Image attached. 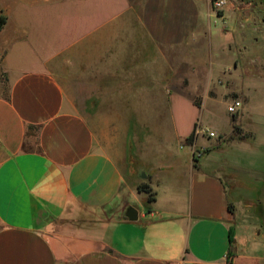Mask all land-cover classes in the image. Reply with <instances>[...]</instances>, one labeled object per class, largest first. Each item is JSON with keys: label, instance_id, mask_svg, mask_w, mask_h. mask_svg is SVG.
Wrapping results in <instances>:
<instances>
[{"label": "crops", "instance_id": "0c3cea01", "mask_svg": "<svg viewBox=\"0 0 264 264\" xmlns=\"http://www.w3.org/2000/svg\"><path fill=\"white\" fill-rule=\"evenodd\" d=\"M56 2L0 0V264H264V219L255 213L252 197L260 195L263 185L261 111L254 118L246 116L244 108L230 114L228 127L215 140L199 135L186 142L192 132H175L174 150L167 136L170 161L157 167L146 182L154 200L137 207L131 200L140 193V183L131 178L121 150L115 143L114 149L104 146L60 78L62 73L82 71L84 80L107 72L116 73L118 80L134 41L145 48L139 53L143 62L147 46L153 44L165 47L157 54L150 50L153 64L168 67L167 60L160 61L163 56L184 66L182 51L168 47L170 41L183 45V30L170 25L166 10L180 12L186 2L82 0V35L60 47L45 44L37 53L28 36L36 32L29 28L26 14ZM242 3L235 1L228 12L229 19L235 16L237 32L244 29L246 35L249 27L264 31L260 12L235 13V4ZM103 12L109 16L102 18ZM214 15L207 4V20L197 19L200 33L195 35L210 33ZM30 50L37 55L32 64ZM238 59L232 57L223 67L229 70L225 85L230 91L240 86V95L234 98L248 102L249 93L259 91L264 82L237 85L231 67L237 68ZM179 70L174 74L183 73ZM263 76L257 70L256 78ZM135 77L130 71L125 78L133 83L138 81ZM199 107L205 109L206 104ZM110 134L106 132L108 140L113 139ZM260 136L261 162H255L258 156L253 153L246 166L236 151L241 153L243 146L254 150ZM239 169L254 176L255 184L244 192ZM130 207L137 210L134 220L126 218ZM229 250L233 255L228 257Z\"/></svg>", "mask_w": 264, "mask_h": 264}, {"label": "rangeland", "instance_id": "374dc122", "mask_svg": "<svg viewBox=\"0 0 264 264\" xmlns=\"http://www.w3.org/2000/svg\"><path fill=\"white\" fill-rule=\"evenodd\" d=\"M235 1H244L242 5L235 4V13L242 12L243 9L249 14L260 12L263 19L261 28L264 29V0H224L220 8L213 6L214 0H182L183 4L186 2L183 6L185 9L181 7L180 12L173 9L171 13V9L168 8L166 18L171 21L170 25H174L173 28L177 26L179 30H183L185 38L183 45L170 41L168 47L177 49L176 52L182 51L184 66L181 67L176 60L172 62L171 59L163 56L160 61L164 63V60H167L168 67L163 68L158 63L153 64L148 55L157 54V49L165 48L162 45L155 47L153 44L152 46L147 44L148 55L143 62L144 58H140L139 53L145 48L140 41H134L133 49L128 51L133 57L123 58L121 65L127 68L120 67L125 71L119 72L118 80H116L117 74L110 72L92 73L89 80H84L82 71L60 75L66 90L73 97L79 110L89 118L93 129L103 140L104 146L112 149L115 143V146L121 150L127 170L132 172L131 178L137 183L150 181V175L157 171L156 168L170 161L165 151L167 136L169 144L172 142V149L175 150L178 141L175 132L177 134L194 132L198 124L216 133L226 130L228 120L231 119L227 105L236 97V93L240 95L241 91L240 86L230 91L225 85L229 70L223 71V67L229 64L232 57H239L237 68L231 67L237 85L242 83L244 88L250 84L264 82V76L263 79L256 78L257 70L264 74V31L254 32L249 27L246 28V35L244 29L241 30V34L237 32L238 30L234 28L235 16L229 19L228 13L229 7L234 6ZM207 4L215 15L211 17L210 33L200 38L195 35L197 32L200 33L197 19L203 16L207 20ZM224 13L227 15V20L223 17ZM108 16L100 15L102 18ZM26 17L29 18V28H34L36 32L35 34L30 32L28 36L30 35L31 44L37 48V53H42L45 44L50 43L54 48L60 47L82 35V0H57L51 8L28 10ZM225 27L228 32L223 31ZM228 46L232 47V51L227 50ZM35 60L37 61V55L33 53L29 61L34 63ZM133 60L137 62L132 64L130 61ZM190 61H193L191 65H189ZM177 67L180 68L179 72L182 69L183 73L175 75ZM130 71L136 74L138 81L130 83L126 80L125 77ZM173 77H176L175 80H172ZM166 79L167 83H165ZM209 79L214 82L215 89H212L213 83H209ZM0 90L3 91V88L1 87ZM255 91L256 89H253L252 93H249L248 102L242 101L239 108L240 112L244 108V114L251 118L255 117L257 110L264 115V84L263 88L256 91L257 93ZM201 102L206 104L205 109L199 107ZM201 110L202 118L199 117ZM106 132H112L110 135L114 141L106 138ZM217 138L211 137L213 140ZM260 141H263L262 136L256 138L254 150L243 146L244 150H241V153L236 151L242 154L241 162H245L246 166L251 161L250 157L255 156L253 153L258 156L255 162H261ZM214 155L219 154L215 152ZM231 162L235 160L231 159ZM177 164L179 166V163ZM238 173L242 174L240 180L243 183V192L255 184L251 172L239 169ZM128 174L124 175L126 179ZM259 189L260 185L258 192ZM260 192V195L257 193L256 196L252 194V197H256L254 211L264 219V173ZM146 197L144 192L135 193L131 201L137 207H143L146 205ZM258 198L261 202H258Z\"/></svg>", "mask_w": 264, "mask_h": 264}, {"label": "built area", "instance_id": "2783aa9c", "mask_svg": "<svg viewBox=\"0 0 264 264\" xmlns=\"http://www.w3.org/2000/svg\"><path fill=\"white\" fill-rule=\"evenodd\" d=\"M224 4V0H214L213 6L216 8H220ZM242 105V101L238 98H234L231 102L227 105V111L231 114L236 113L240 106ZM199 135H206L208 137H219V134L213 130H209L206 126L196 125L194 128V138Z\"/></svg>", "mask_w": 264, "mask_h": 264}, {"label": "trees", "instance_id": "16d2710c", "mask_svg": "<svg viewBox=\"0 0 264 264\" xmlns=\"http://www.w3.org/2000/svg\"><path fill=\"white\" fill-rule=\"evenodd\" d=\"M193 138H194V132H192L189 136H187L186 142H191L193 140ZM137 188L140 192L146 193V195H147L146 205L154 200V192L152 191L151 187L147 183H140L137 186ZM232 240H233V231H232V229H230L229 230V242L231 243ZM232 255H233L232 251L229 250L228 257L232 256Z\"/></svg>", "mask_w": 264, "mask_h": 264}, {"label": "water", "instance_id": "95a60500", "mask_svg": "<svg viewBox=\"0 0 264 264\" xmlns=\"http://www.w3.org/2000/svg\"><path fill=\"white\" fill-rule=\"evenodd\" d=\"M144 175V173H143ZM126 218L128 220H134L137 218V210L134 207H130L126 213Z\"/></svg>", "mask_w": 264, "mask_h": 264}]
</instances>
